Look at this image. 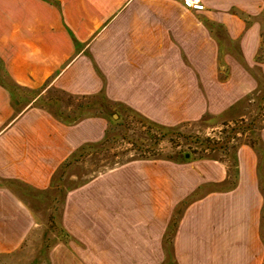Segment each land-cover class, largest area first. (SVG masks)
I'll return each mask as SVG.
<instances>
[{"label":"rangeland","instance_id":"1","mask_svg":"<svg viewBox=\"0 0 264 264\" xmlns=\"http://www.w3.org/2000/svg\"><path fill=\"white\" fill-rule=\"evenodd\" d=\"M8 5L0 0V13ZM258 6V45L222 36L216 52L151 54L125 42L134 22L124 4L100 5L93 27L76 19L82 5L50 2L61 27L83 28L85 54L92 29L101 30V64L112 65L94 68L98 84L85 68L82 84L27 89L12 84L0 59L17 107L34 97L62 128L49 136L66 137L61 155L44 161L45 187L1 166L0 264H204L205 216L247 224L256 200L248 190L259 193L264 264V0ZM229 11L244 13L235 0Z\"/></svg>","mask_w":264,"mask_h":264},{"label":"crops","instance_id":"2","mask_svg":"<svg viewBox=\"0 0 264 264\" xmlns=\"http://www.w3.org/2000/svg\"><path fill=\"white\" fill-rule=\"evenodd\" d=\"M52 1L82 5V14L76 19L81 21L86 17L93 27L99 26L100 5L124 4V10L130 11L123 17L134 22L130 30L123 31L125 42L133 51L141 53L216 52L222 45V36L252 38L258 45L262 27L259 19L262 8L258 6L261 0H235L243 14L229 11L233 0H200L203 10L186 7L183 0H7L8 7L0 13V59L5 73L17 87L34 89L44 82L66 84L69 78L82 84L85 68L92 69V83L98 84L99 76L94 68H111V61L101 64L103 57L97 44L101 30L94 32L92 29V39L87 45L91 55L85 54L87 36L83 28L75 24V30L71 32L61 27L63 18L58 16L59 9L47 7ZM85 4L95 7L85 10ZM137 4L149 7L144 12L133 13L131 6ZM119 15L120 12L110 20L109 27L119 21ZM52 19L57 22L55 28L50 27ZM248 42L246 39L242 44ZM17 105L12 89L0 81V171L5 165L9 174L20 177L22 170L26 173L23 172L24 179L42 188L50 175L45 160L61 155L62 148H66V137L54 140L53 147L49 133L61 132L62 128L51 123L50 114L34 104V97L25 101L22 107ZM34 133L48 135L33 136ZM32 144L47 145L48 148L33 147L38 148L34 153ZM246 195L256 198L252 210H247V224L236 226L231 225L230 220L224 223L222 216L219 222L217 215L213 220L211 216H205L204 264H263L259 193L248 190ZM228 249L233 251L228 252Z\"/></svg>","mask_w":264,"mask_h":264},{"label":"built area","instance_id":"3","mask_svg":"<svg viewBox=\"0 0 264 264\" xmlns=\"http://www.w3.org/2000/svg\"><path fill=\"white\" fill-rule=\"evenodd\" d=\"M183 3L186 7H190L194 10H203L204 5L200 0H183Z\"/></svg>","mask_w":264,"mask_h":264}]
</instances>
